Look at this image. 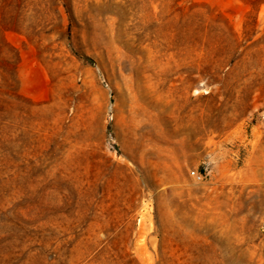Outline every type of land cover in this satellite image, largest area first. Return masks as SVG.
Instances as JSON below:
<instances>
[{"label": "rangeland", "instance_id": "rangeland-1", "mask_svg": "<svg viewBox=\"0 0 264 264\" xmlns=\"http://www.w3.org/2000/svg\"><path fill=\"white\" fill-rule=\"evenodd\" d=\"M0 264H264V0H0Z\"/></svg>", "mask_w": 264, "mask_h": 264}, {"label": "built area", "instance_id": "built-area-1", "mask_svg": "<svg viewBox=\"0 0 264 264\" xmlns=\"http://www.w3.org/2000/svg\"><path fill=\"white\" fill-rule=\"evenodd\" d=\"M191 174L198 181H201V180H203L205 178V176L202 173H200L198 171H195V170H193Z\"/></svg>", "mask_w": 264, "mask_h": 264}]
</instances>
